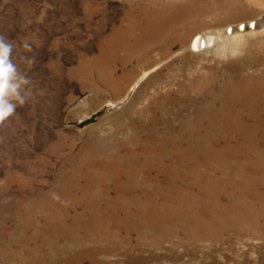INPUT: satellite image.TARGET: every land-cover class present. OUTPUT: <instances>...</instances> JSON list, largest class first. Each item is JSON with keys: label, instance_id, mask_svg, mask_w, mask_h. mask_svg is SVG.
I'll return each instance as SVG.
<instances>
[{"label": "rangeland", "instance_id": "obj_1", "mask_svg": "<svg viewBox=\"0 0 264 264\" xmlns=\"http://www.w3.org/2000/svg\"><path fill=\"white\" fill-rule=\"evenodd\" d=\"M142 8L180 20L163 33L173 36L168 53L164 46L144 53L145 67L131 70L114 63L116 76L128 78L117 90L104 78L101 55ZM262 15L264 0H0V36L15 45L13 62L32 84L31 98L0 123V264H264V126L237 121L248 111L241 93L264 87ZM257 18L259 32L238 35V47L218 55L189 49L198 32L222 34L223 41L229 25ZM237 63L247 68L242 74L230 67ZM211 95L219 97L215 116L232 120L199 123ZM145 132L161 139L166 155L180 157H161L170 165L151 173L153 180L139 174L135 188L197 224L172 221L166 232L108 225L109 235L101 236L94 226L76 229V215L87 226L101 215L80 200L77 180L84 181L72 183L73 168L88 157L109 159L119 143L131 146ZM169 171L175 188L186 191L180 201L159 195Z\"/></svg>", "mask_w": 264, "mask_h": 264}, {"label": "bare ground", "instance_id": "obj_2", "mask_svg": "<svg viewBox=\"0 0 264 264\" xmlns=\"http://www.w3.org/2000/svg\"><path fill=\"white\" fill-rule=\"evenodd\" d=\"M186 12H188L187 9H181L179 14ZM142 14H146L143 20ZM258 19L260 20V18L256 20L251 19L247 24L241 21L237 26L229 25L225 33L227 38L223 41H221V39L225 36L222 34L214 35L207 32H198L192 37L189 43V49L194 52H211L213 55H218L224 49L238 47L242 43V39L240 38L239 41H237L238 35H242L247 31L253 33L256 31L259 32L261 22ZM261 19L264 20V15L261 16ZM179 20L180 18L176 15L169 17V15L154 9L144 10L142 8L140 16L131 15L127 27L118 29L105 45V50L101 55V63L106 62L101 66V70L103 69L106 75L104 78L110 85L114 86V88L121 90V88L125 86L128 78L116 76L117 67L114 66V63H119L123 66L131 65V70L135 66V63L136 66L143 65L145 67L144 58L142 57L144 53L145 55L150 54L161 46H164V51L168 53V49L170 48L169 43L173 36L170 38L169 32V34H166L168 36L166 39L163 37V33L169 30L171 24L177 23ZM259 62L264 64V58L260 59ZM107 63L110 64L109 67L106 65ZM230 67L236 73L238 72L241 74L247 69L243 67L242 64L238 63L232 64ZM232 69L230 71H232ZM262 77L264 78V74H262ZM256 80L258 81L259 79L257 78ZM262 83L264 85V81H262ZM180 87L183 90L195 91V88L190 84L181 83ZM259 90L260 91L256 90L250 94H246L245 92L241 93L244 102L248 106L247 115L245 113L237 120L241 122V124H247V122L250 124L253 121L259 126H264V87L259 86ZM233 94L235 96V93ZM211 98L213 104L209 99L207 101L210 102L203 106L204 111L200 110L203 114L199 119V123L209 124L214 120V123L216 121L217 125L220 126L223 120H232L233 117L229 115H227V118H224L223 115L221 117L215 116L221 114L214 103L218 101L219 97H213V95H211ZM202 99H204L203 96ZM177 100L181 101L182 98H178ZM167 101L170 100L167 99ZM222 104L226 103L223 102ZM224 111V113H226V108ZM260 113H263V116H261ZM132 119L131 117L128 118V127L134 129L135 121H132ZM237 131L242 134L241 130ZM131 136L133 137V135ZM244 136L251 140L256 138V136L248 131L244 132ZM167 144H169L171 148L176 146L173 140L167 141ZM137 150H142L143 153L139 154L136 152ZM113 151L114 153L109 155V159L100 157L90 159V157H88L84 164H78L73 168L74 177L71 179L72 183L76 182L79 178L84 181L81 183L77 180L78 183H80L79 188L82 191L80 200L83 204L88 203L90 206L97 205L98 209H100L99 215H101L99 217L97 215V217L93 219L94 222L88 226L82 221L80 215H76L75 218H78L76 229L77 227L87 228L89 226H94L95 230H93V232H97L101 236L109 235V226L116 229V231H126L129 228H144L155 232H166L167 225L172 221L179 220L181 222V227L185 226L186 222L197 224V218H192L190 214L181 216L180 214L173 213V215H171L164 209H160L153 202V196H151L150 193H145L135 188V185L142 182L139 174L145 172V174L141 175L152 178L153 180L151 173L157 172L161 168L170 165V163H166L164 159L172 156L174 160H177L179 159L178 157H180L179 154H174V156L170 154L166 155L164 148L161 146V139L150 132H145L139 138L135 139L131 146L119 143ZM190 153L188 155H191ZM168 174V178L165 179L167 184L162 186V189L159 190V195L163 200L180 201L187 196L186 191L183 189V186H181L183 188H175L174 174L171 171H169ZM67 201H72V197L68 196ZM114 209L124 212L129 221L127 223L121 222L119 216L113 212ZM251 214V210H246V215ZM235 215H237V212L234 210V216ZM236 219H238L237 216H235V220ZM112 233L113 232H111V235ZM90 235L94 236L95 234L90 232ZM93 239L94 238H87V240Z\"/></svg>", "mask_w": 264, "mask_h": 264}, {"label": "clouds", "instance_id": "obj_3", "mask_svg": "<svg viewBox=\"0 0 264 264\" xmlns=\"http://www.w3.org/2000/svg\"><path fill=\"white\" fill-rule=\"evenodd\" d=\"M23 50L31 51L27 41L20 44ZM15 45L0 36V123L8 121L16 114V109L23 106L32 96L30 78L13 62ZM20 59L31 65L32 58L21 56ZM14 78L16 82H13Z\"/></svg>", "mask_w": 264, "mask_h": 264}]
</instances>
